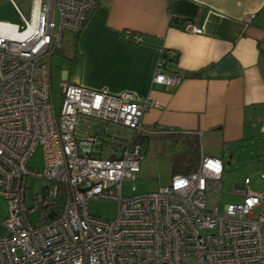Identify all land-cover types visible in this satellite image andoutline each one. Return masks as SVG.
Listing matches in <instances>:
<instances>
[{"label":"built area","instance_id":"obj_1","mask_svg":"<svg viewBox=\"0 0 264 264\" xmlns=\"http://www.w3.org/2000/svg\"><path fill=\"white\" fill-rule=\"evenodd\" d=\"M97 1L30 0L26 15L10 0L18 21L0 20V196L8 208L0 220V264H264V193L245 177L228 192L241 201L219 210V157L201 153L194 170L146 193L130 184L123 195V181L140 171L137 138L167 132L142 121L156 100L64 80L55 111L50 57L64 33L80 32ZM182 28L202 31L190 21ZM165 58L160 53L153 81L174 85L179 76L167 72ZM108 124L128 136L105 141L99 130ZM259 132L264 137V119ZM38 146L43 168L33 172L27 162ZM27 174L47 180L30 199ZM91 198L115 200V216L90 214Z\"/></svg>","mask_w":264,"mask_h":264},{"label":"crops","instance_id":"obj_2","mask_svg":"<svg viewBox=\"0 0 264 264\" xmlns=\"http://www.w3.org/2000/svg\"><path fill=\"white\" fill-rule=\"evenodd\" d=\"M172 18L190 21L202 31L172 25ZM70 35L76 48L65 49L70 64L61 70L59 84L65 80L156 100L143 113L144 125L215 143L217 148L207 152L200 143V153L221 158L223 172L218 152L224 148L247 146L250 153L260 149L264 0H98L76 38ZM161 47L177 53L167 70L179 76L174 85L153 81ZM195 71L199 75L191 76ZM49 73L52 82L50 65ZM252 170L260 171L255 166ZM235 187L241 188L242 182Z\"/></svg>","mask_w":264,"mask_h":264},{"label":"rangeland","instance_id":"obj_3","mask_svg":"<svg viewBox=\"0 0 264 264\" xmlns=\"http://www.w3.org/2000/svg\"><path fill=\"white\" fill-rule=\"evenodd\" d=\"M14 2L23 14H28L29 0H14ZM14 9L9 4L8 0H0V20L17 22L18 16L15 12V7ZM71 42L72 39L70 33H64L60 53L56 54L55 52L51 55L52 98L56 112L59 111L61 105V89L59 85L60 73L64 67L67 66V68H69L70 64L71 55L68 54L65 56L66 54L64 53L66 48H68V51L69 49L70 51L73 49ZM92 125L94 126L95 123ZM99 131L104 134L105 141L115 142L112 138L113 136H128V131L122 132L120 127L114 129L111 124H108V126L102 125ZM166 131L167 132L159 131L147 134L148 141L140 160V171L137 173L135 180L130 181L125 179L123 181V195L131 193L130 184L133 183L136 187L135 193H146L154 191L158 186L170 182L172 176L170 157L180 155L183 148L182 144L179 143V141H175L172 133H170L175 130L167 128ZM200 143L205 152L217 148V145H213L215 143L206 142V138L200 140ZM258 144H260L258 146L260 149L256 148L255 152L252 153L249 152L250 148H246L247 146L244 148L238 146V148L231 151L224 148L223 153L218 152V154L222 155L225 166L220 179L222 192L218 201L219 210L222 209L225 203L241 201L240 196L232 195L228 192L234 190L236 188L235 183L242 182L245 177H248L249 185L252 190L264 193V139H262L261 142H258ZM108 145V142L103 145L104 150L108 149ZM257 152L259 154H256ZM106 155L107 153L103 154V156ZM257 156H260L261 158L259 161L256 159L250 162V158ZM27 163L28 169L33 172H38L43 168V153L40 146L35 149ZM254 166L260 171H253L252 169H254ZM46 183L47 180L43 177L27 174L25 176V193L27 198L30 199V197L40 193L42 186ZM87 206L90 214L106 219H112L117 211V202L112 199L91 198L88 201ZM259 210L260 207H257L253 212L256 213ZM7 213V202L0 196V220L4 219L7 216ZM35 216L36 212L30 214V219L33 222L36 220Z\"/></svg>","mask_w":264,"mask_h":264},{"label":"trees","instance_id":"obj_4","mask_svg":"<svg viewBox=\"0 0 264 264\" xmlns=\"http://www.w3.org/2000/svg\"><path fill=\"white\" fill-rule=\"evenodd\" d=\"M186 20H178L175 18H172L170 20V24L172 25H178L181 26ZM79 33V32H78ZM74 34V38H76L77 34ZM133 32H129L126 35L127 39H130L131 35ZM73 46L74 48H76V42L75 40L73 41ZM161 54H163V56L165 55V63H164V67L166 70L171 68V62L176 61V56L177 53L176 52H172L171 51V55H168V51L165 48L161 47ZM59 52V51H58ZM191 76H197L199 75V71H195L190 73ZM173 137L182 144V148L183 150H181V154L178 156H171L170 157V164H171V171L172 174L174 173H187L190 172L192 170H194L199 162V158H200V143L199 140L197 138V136L195 135H191V134H187V133H173L172 134ZM138 141L142 144L143 150L145 149L146 145H147V141H148V136L147 135H140L138 138Z\"/></svg>","mask_w":264,"mask_h":264},{"label":"water","instance_id":"obj_5","mask_svg":"<svg viewBox=\"0 0 264 264\" xmlns=\"http://www.w3.org/2000/svg\"><path fill=\"white\" fill-rule=\"evenodd\" d=\"M234 148H235V146H228L227 147V149L230 150V151L233 150Z\"/></svg>","mask_w":264,"mask_h":264}]
</instances>
